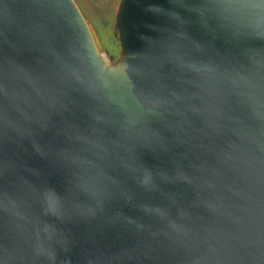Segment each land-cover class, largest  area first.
Masks as SVG:
<instances>
[{"label": "water", "instance_id": "obj_1", "mask_svg": "<svg viewBox=\"0 0 264 264\" xmlns=\"http://www.w3.org/2000/svg\"><path fill=\"white\" fill-rule=\"evenodd\" d=\"M0 264H264V0H0Z\"/></svg>", "mask_w": 264, "mask_h": 264}, {"label": "rangeland", "instance_id": "obj_2", "mask_svg": "<svg viewBox=\"0 0 264 264\" xmlns=\"http://www.w3.org/2000/svg\"><path fill=\"white\" fill-rule=\"evenodd\" d=\"M87 2L98 12H106L110 9L114 0H87Z\"/></svg>", "mask_w": 264, "mask_h": 264}]
</instances>
